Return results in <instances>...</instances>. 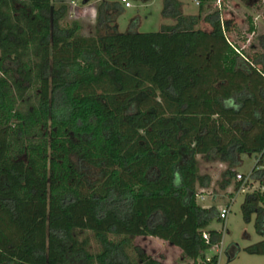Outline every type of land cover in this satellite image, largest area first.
<instances>
[{
    "label": "trees",
    "instance_id": "trees-1",
    "mask_svg": "<svg viewBox=\"0 0 264 264\" xmlns=\"http://www.w3.org/2000/svg\"><path fill=\"white\" fill-rule=\"evenodd\" d=\"M56 1L0 0V264H163L133 261L140 236L217 264L205 259L222 233L208 228L216 207L196 202L210 182L197 156L228 166L223 189L240 155L262 164L264 50L243 60L227 24L212 15L199 28L178 0L162 9L175 24L153 32H120L123 9L103 1L108 25L91 36L62 26ZM250 176L264 183V170ZM240 208L264 236V191ZM244 250L264 255V239Z\"/></svg>",
    "mask_w": 264,
    "mask_h": 264
},
{
    "label": "rangeland",
    "instance_id": "rangeland-1",
    "mask_svg": "<svg viewBox=\"0 0 264 264\" xmlns=\"http://www.w3.org/2000/svg\"><path fill=\"white\" fill-rule=\"evenodd\" d=\"M55 4L64 3L68 11L61 21L62 26L78 22L80 33L84 36H91L98 33L103 34L106 30V15H110L107 5H104L101 13V22H98V8L103 1L108 4L117 2L123 9L119 17L114 21L120 32H153L164 25H174L176 20L162 15L164 0H128L131 4L126 8L121 0H61ZM181 3L183 15H200L199 28L210 29L209 23L204 20L208 16H216L227 24L225 34L239 53V56L246 61L253 62L264 50V0H178ZM112 24V23H110ZM113 25V24H112ZM199 173L209 178V185L205 188L197 187L196 202L204 208L214 205L218 215L223 208L229 212L225 219L216 215L210 222L208 228L220 231L222 238L220 243L212 246L205 252L206 261L213 255H217V264H264V255L249 254L244 248L264 239L254 227L255 213L246 222L242 216L241 203L246 191L241 192L236 185L235 178L230 179L226 188L221 187L223 172L227 165L216 159H207L197 156ZM241 164L236 168L232 167L233 173H248L255 164V155H240ZM258 188V183L253 182ZM90 249L93 252L99 251L100 247L93 235L87 232ZM82 238V237H80ZM143 252L163 264H202V260L195 263L188 259L179 248L172 246L166 241L156 237H135L132 246L127 253L137 260L136 253ZM231 259V260H228Z\"/></svg>",
    "mask_w": 264,
    "mask_h": 264
},
{
    "label": "built area",
    "instance_id": "built-area-1",
    "mask_svg": "<svg viewBox=\"0 0 264 264\" xmlns=\"http://www.w3.org/2000/svg\"><path fill=\"white\" fill-rule=\"evenodd\" d=\"M121 2L124 4V6L126 8H129L131 6V4H130V2L128 0H121ZM196 4H199L197 0H196ZM256 162H257V159H255V164L252 167V169L250 170V172H248V173L237 172L235 174V180L237 182H240L239 190L241 192H244V191L252 192V191L257 189V187H255L253 185L254 181L251 179L250 175H251V171L253 170V168H255V170H260V169L264 170V160H263L262 164H260V165H256ZM258 188H260L262 191H264V183L261 186H259V183H258ZM228 212H229L228 208H226V207L223 208L220 211L219 217L221 219H225ZM202 236H203L204 239L208 240L207 233H203Z\"/></svg>",
    "mask_w": 264,
    "mask_h": 264
}]
</instances>
